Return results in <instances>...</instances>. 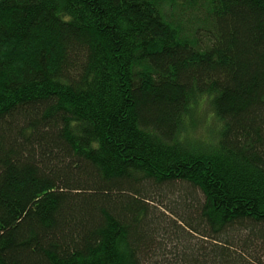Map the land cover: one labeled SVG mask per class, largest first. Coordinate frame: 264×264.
<instances>
[{
  "label": "trees",
  "instance_id": "16d2710c",
  "mask_svg": "<svg viewBox=\"0 0 264 264\" xmlns=\"http://www.w3.org/2000/svg\"><path fill=\"white\" fill-rule=\"evenodd\" d=\"M0 264H264V0H0Z\"/></svg>",
  "mask_w": 264,
  "mask_h": 264
},
{
  "label": "rangeland",
  "instance_id": "374dc122",
  "mask_svg": "<svg viewBox=\"0 0 264 264\" xmlns=\"http://www.w3.org/2000/svg\"><path fill=\"white\" fill-rule=\"evenodd\" d=\"M193 16H194V13L190 12L189 10H187V12L184 11L183 25L185 26L186 23L188 26L194 24L196 22V20H195V17H193ZM209 115L207 117H209ZM207 123H208V121L205 123H201V126L204 127L207 125Z\"/></svg>",
  "mask_w": 264,
  "mask_h": 264
}]
</instances>
